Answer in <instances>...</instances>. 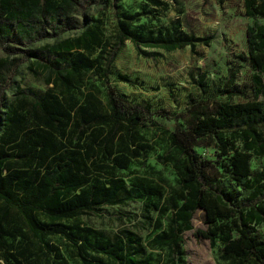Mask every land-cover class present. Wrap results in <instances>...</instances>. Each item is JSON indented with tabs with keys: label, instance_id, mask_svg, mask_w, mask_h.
Listing matches in <instances>:
<instances>
[{
	"label": "trees",
	"instance_id": "trees-1",
	"mask_svg": "<svg viewBox=\"0 0 264 264\" xmlns=\"http://www.w3.org/2000/svg\"><path fill=\"white\" fill-rule=\"evenodd\" d=\"M83 1L87 0H0V38L15 34L31 38L47 23L57 33ZM97 1L113 8L115 44L128 39L143 56L152 54L145 47L172 50L187 45L192 50L211 38L180 31L177 22L154 29L144 21L134 24L140 11L119 10V0ZM243 5L254 20L245 27L247 54L238 56L247 59L253 72L252 97L241 101L193 100L178 111L152 110L145 101H132L113 86L107 87L104 99L94 87L82 90L83 73L108 71L106 64L88 54L100 44L101 32L96 23H86L84 15L79 24L72 23L75 33L39 47L46 61L35 60L39 69L33 71L49 85L41 92L18 88L0 109V248L9 264H32L41 256L52 257V264H67L58 245L50 242L52 235L61 236L74 249L80 264H153L131 230L109 237L89 225L60 223L102 204L128 201L154 209L155 226L164 216V226L150 243L166 247L170 257L182 232L192 228L193 211L201 208L206 227L195 228L194 233L210 245L219 241L221 259L264 264V229H260L264 164L252 166L251 161L253 154H264V0H243ZM9 65L7 55L0 54V79H6ZM236 71L227 68L219 93L245 92L234 82ZM203 76L200 73L197 80ZM116 77L134 82L122 72ZM155 116L170 119L171 127L161 126ZM147 124L158 127L159 139L145 135ZM156 143L162 149L155 159L173 168L174 179L160 169H155L158 182L127 179L119 173L137 171L130 167L132 161L144 162ZM199 146L211 147L213 155L203 154ZM15 232L21 238L18 245L5 243L3 237Z\"/></svg>",
	"mask_w": 264,
	"mask_h": 264
},
{
	"label": "rangeland",
	"instance_id": "rangeland-1",
	"mask_svg": "<svg viewBox=\"0 0 264 264\" xmlns=\"http://www.w3.org/2000/svg\"><path fill=\"white\" fill-rule=\"evenodd\" d=\"M164 4L153 6L147 0H119L118 9L125 11H140L138 23L144 21L148 27L167 26L177 22L180 31L192 32L196 35H210L207 45L197 43L191 50L187 45L182 48L165 50L157 47H145L151 56L138 54L131 42L124 39L118 45L114 41L115 14L109 6L101 7L97 0H87L77 6L69 23H64V28L54 32L51 23H47L42 32L34 34L31 38L25 35L18 38V34L8 38H0V54L10 60L11 70L6 71V79H0V109L1 104L9 100L18 91V88H30L36 92L43 91L47 85L35 60L46 61V54L39 49L42 45L51 43L55 37L75 33L72 23L79 24L82 16L86 23H96L101 32L100 44L93 46L88 51L91 57L105 65L108 71L97 69L96 74L86 71L82 75L80 88L89 87L98 89L99 95L104 99L108 86H113L116 91L132 101H145L152 110L173 109L182 110L193 100H227L241 101L252 97L250 82L251 69L246 56L245 27L254 19L244 13L243 0H179L172 2L163 0ZM166 1V2H165ZM90 17L96 18V20ZM257 21H263L257 17ZM111 60L108 61L110 53ZM108 62V63H107ZM28 65L31 67L29 68ZM228 67L237 69L234 82L244 89L242 95H225L218 92L223 86ZM116 72L127 74L133 79V84L117 79ZM200 73L204 76L201 81L197 78ZM259 97H261L259 95ZM1 113V111H0ZM161 126L171 127V120L162 116H155ZM145 135L149 138H160L161 132L147 124L144 127ZM162 146L158 143L149 150L144 158H136L130 167L137 171L132 173L120 170L127 179H141L158 182L155 169H160L162 174L174 179L175 173L169 164H161L155 159V153ZM205 155L212 156L211 147H197ZM252 166L264 164V154L252 155ZM35 167V166H34ZM128 183V182H127ZM165 190V189H164ZM168 213V212H166ZM157 215L152 208L144 207L140 201H128L125 204H102L93 212L80 214L60 220V223L78 222L89 225L105 236L123 235L131 230L139 238L144 254H148L153 264H232L229 260L219 257V241L210 245L207 238L194 233L195 228H205L204 212L196 208L191 216L192 228L182 232V241L177 250L170 257L164 246H154L150 243L152 235L164 226V216H161V225L155 226L154 217ZM260 229H264L261 225ZM5 243L18 245L20 236L3 237ZM50 242L58 245L64 254L67 264H80L74 249L59 235H52ZM13 249V248H11ZM52 257L41 256L32 264H52ZM3 248H0V264H9ZM241 264V263H238ZM247 264H255L249 261Z\"/></svg>",
	"mask_w": 264,
	"mask_h": 264
}]
</instances>
